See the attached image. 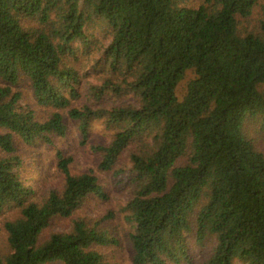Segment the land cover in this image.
Segmentation results:
<instances>
[{
  "label": "trees",
  "instance_id": "obj_1",
  "mask_svg": "<svg viewBox=\"0 0 264 264\" xmlns=\"http://www.w3.org/2000/svg\"><path fill=\"white\" fill-rule=\"evenodd\" d=\"M69 122L83 145L94 122L112 137L93 150L129 190L131 264H194L192 246L264 264V0H0V216L19 215L0 264H117L114 217L83 213L108 199L94 170L57 151L62 189L23 177L24 146ZM57 218L70 229L46 235Z\"/></svg>",
  "mask_w": 264,
  "mask_h": 264
},
{
  "label": "rangeland",
  "instance_id": "obj_2",
  "mask_svg": "<svg viewBox=\"0 0 264 264\" xmlns=\"http://www.w3.org/2000/svg\"><path fill=\"white\" fill-rule=\"evenodd\" d=\"M190 73L187 79L180 85L179 94L184 93L187 82L190 78ZM91 83L96 82L90 80ZM22 91L24 92L23 105L30 107V109L37 112L38 117L43 119L50 116L51 111L41 107L34 99L30 90V85L27 81L22 83ZM82 104V103H80ZM70 133L66 138L55 139L51 145H48L43 140H38L35 146L26 147V157L24 158V171L23 177L28 181L33 189L39 187V179L43 180V176L47 180V186L62 189L64 186V176L56 172V153L62 151L66 156L74 158L71 165L72 173L75 175L86 173L94 170L100 182L104 185L108 199L102 201L96 197H91L84 208V215L86 219H100L106 215L114 217L112 221H108L110 227L118 228L116 231L111 232L116 235L121 241L119 247L108 249L105 253L111 262L117 264H131L133 258V251L129 242V234L132 228L125 222V207L130 198L129 190L124 184H118L117 178L113 172H101L98 170L100 163V156L93 150V145H101L105 142H110L112 137L106 129L103 122H94L92 125L91 138L88 144H82L80 132L77 130L73 123L69 122ZM264 144V138H263ZM125 164V169H130L128 160L122 161ZM41 182H44L41 181ZM19 216L7 211L3 216H0V227H2L5 220ZM70 221L66 219L57 218L53 221L51 227L47 230L48 233H62L70 229ZM114 227V228H115ZM115 236V237H116ZM0 248L6 252L8 250L7 235L5 231L1 233ZM208 252L207 249L201 250L200 247L192 246L191 256L194 264H200L204 260V256ZM59 264V263H54ZM186 264V263H183Z\"/></svg>",
  "mask_w": 264,
  "mask_h": 264
}]
</instances>
